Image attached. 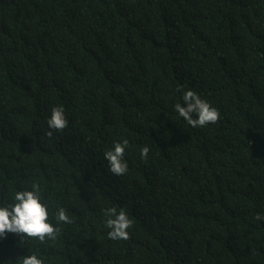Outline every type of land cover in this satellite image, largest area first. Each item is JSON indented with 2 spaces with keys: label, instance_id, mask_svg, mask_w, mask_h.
<instances>
[{
  "label": "trees",
  "instance_id": "1",
  "mask_svg": "<svg viewBox=\"0 0 264 264\" xmlns=\"http://www.w3.org/2000/svg\"><path fill=\"white\" fill-rule=\"evenodd\" d=\"M186 90L217 123L179 116ZM124 139L117 176L104 153ZM33 183L60 232L7 233L0 264H264V0H0V206Z\"/></svg>",
  "mask_w": 264,
  "mask_h": 264
},
{
  "label": "clouds",
  "instance_id": "2",
  "mask_svg": "<svg viewBox=\"0 0 264 264\" xmlns=\"http://www.w3.org/2000/svg\"><path fill=\"white\" fill-rule=\"evenodd\" d=\"M182 99L183 105L176 103L174 110L193 128L215 124L220 119L219 111L195 91H184ZM47 125L49 129L61 132L68 127L63 106H56L51 109ZM53 131H49L47 135L51 137ZM128 144L127 139H124L122 143L115 142L112 149L104 153L109 171L114 175L122 176L128 171V164L124 159ZM148 153L149 148L147 146L142 147L140 149L141 159L146 161ZM42 193L41 185L33 183L31 190L16 191L11 204L0 206V237H5L7 233H14L23 238L36 239L40 243L57 239L60 229L49 222V208L43 202ZM102 211L106 218L105 227L109 229L108 238L113 241L128 240L130 238L128 229L133 227V222L127 213L123 209L118 211L116 207H108ZM53 215L57 225L72 223V219L62 207L58 208ZM255 219L264 220V216L258 214ZM17 264H44V261L38 258L36 254H30L21 257Z\"/></svg>",
  "mask_w": 264,
  "mask_h": 264
}]
</instances>
